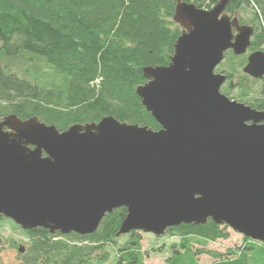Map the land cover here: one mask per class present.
I'll return each mask as SVG.
<instances>
[{
    "label": "water",
    "instance_id": "obj_1",
    "mask_svg": "<svg viewBox=\"0 0 264 264\" xmlns=\"http://www.w3.org/2000/svg\"><path fill=\"white\" fill-rule=\"evenodd\" d=\"M226 3L177 0L181 33L170 61L143 67L135 89L159 129L111 115L64 130L37 116L0 117V217L24 230L85 235L125 207L116 235L159 237L211 219L264 243V111L228 98L226 74L215 72L226 50L246 52L253 26L228 15ZM243 72L264 75L263 50L248 55Z\"/></svg>",
    "mask_w": 264,
    "mask_h": 264
},
{
    "label": "trees",
    "instance_id": "obj_2",
    "mask_svg": "<svg viewBox=\"0 0 264 264\" xmlns=\"http://www.w3.org/2000/svg\"><path fill=\"white\" fill-rule=\"evenodd\" d=\"M185 1L209 9L218 0ZM176 2L0 0V117L37 116L64 130L73 123L96 122L111 115L120 122L159 129L135 89L146 80L143 67L167 65L170 61L181 33V27L172 19ZM224 11L237 15L241 22L254 24L257 32L250 48L263 46L264 0H227ZM23 52L41 58L53 70L49 83H41L40 76L29 80L11 71L9 60ZM224 59L218 68L238 78L239 93L235 96L243 100L244 89L248 82L252 84L241 75L244 56L224 54ZM97 78L100 81L95 85ZM256 90L260 93L259 87ZM125 214V207L113 209L93 233L85 235L51 234L38 228L40 233H33L31 246L18 264H102L105 257L89 260L92 250L114 244L124 235L127 239L116 249L114 264H143L137 231L116 235ZM222 226L208 219L203 224L168 227L164 234L177 241L170 244L167 263L199 264L193 244L226 238ZM55 237H70L86 245L69 246ZM208 253L217 258L210 264H264V243L244 235L242 244L229 248L226 254Z\"/></svg>",
    "mask_w": 264,
    "mask_h": 264
},
{
    "label": "rangeland",
    "instance_id": "obj_3",
    "mask_svg": "<svg viewBox=\"0 0 264 264\" xmlns=\"http://www.w3.org/2000/svg\"><path fill=\"white\" fill-rule=\"evenodd\" d=\"M224 61L225 59L222 61V64ZM3 64L6 63L3 61ZM8 64L11 68V71L22 78L33 80V78L40 76L39 81L43 84L49 83L50 79L54 77L53 70L41 58L24 52L14 57L13 60L12 59L9 60ZM225 64L226 63L224 62V65ZM216 67L217 68H215V72L221 73L222 71L220 70L221 68L219 69L218 68L219 66ZM99 81L100 79L97 78L94 84L97 85ZM248 84H249L248 88L244 89L245 92H247L248 94H251L252 91H256L258 87L259 89H261L262 87L261 81L254 82L252 84L248 82ZM233 93L235 94L236 91H234ZM258 93L259 92H256V95H260ZM230 98L232 100L241 102L240 99H236L234 97H230ZM244 98L249 101L252 99L251 96H244ZM241 103L246 104L245 102H241ZM222 225H224L222 226L223 230L228 234L226 238H219L216 241L207 242L205 245L193 244V250L198 251L197 257L199 264H210L214 260H217V258L209 254L208 251L220 253L224 255L226 254L229 248L232 249L242 244L243 242L242 234L234 231L232 228H230L225 224ZM136 233L140 237V251L143 255L142 258L143 264H168L167 259L171 254L169 248L170 244L175 243L177 241V238L171 237V235H166V234L157 237L152 233L143 232V231H137ZM0 239H1L0 249L2 250L0 259L2 261V264H18V262L20 261L18 257L19 255L17 250L14 249L12 246L16 242H21L24 244L28 243L27 237L20 231L18 227L14 225L13 222L8 220H2L0 222ZM54 239L61 240L64 243L68 244L69 246L86 245L85 241L77 242L76 240L71 239L70 237H55ZM126 239H127V235H124L116 238L114 240L115 241L114 244H108L100 249L92 250L90 254L91 258H89V260H92L93 258L103 259V257H105V261L102 262V264H114L117 255L116 249L122 247L123 242ZM199 250L201 251L199 252Z\"/></svg>",
    "mask_w": 264,
    "mask_h": 264
},
{
    "label": "flooded vegetation",
    "instance_id": "obj_4",
    "mask_svg": "<svg viewBox=\"0 0 264 264\" xmlns=\"http://www.w3.org/2000/svg\"><path fill=\"white\" fill-rule=\"evenodd\" d=\"M228 15H230L229 13H227ZM230 16H232V15H230ZM239 23H241V24H245L244 22H241L240 20H239ZM252 26H253V33H252V35L250 36V44H249V46L247 47V50H246V52L245 53H243V54H240V55H243L244 56V63H243V65H242V67H241V75L245 78V79H249V80H251L252 81V83H254V82H258V81H261V83H262V87L264 86V75L262 76V77H258V78H256V77H253V76H250L249 74H246V73H244L243 72V67L245 66V64H246V62H247V57H248V55L251 53V52H253V51H257V50H263L264 51V46H261V48L260 49H251L250 48V46H251V43H252V41L254 40V35H255V33L257 32V29L255 28V26H254V24H251ZM231 31H232V34H233V36L237 33V29H231ZM234 40V37H232V41ZM224 54H234V55H236L233 51H232V49L230 48V49H228V50H226L225 52H224ZM238 78L235 76V77H229L227 74H226V80L222 83V85H221V87H220V91L222 92V90L224 91V92H222L223 94H225L228 98H230V97H234L235 96V94L236 93H239L238 91H239V87H238ZM262 87H261V89H259L260 90V93H258V94H260V95H256V92H257V90L256 91H252L251 92V94H248L247 92H246V95L245 96H251V100L249 101V100H241V102H245L246 104H248L247 106H250L251 108H254V109H256V110H258V111H264V94H263V92H262ZM234 91H236V93L234 94L233 92ZM234 98H236V99H238L236 96L234 97ZM231 99V98H230ZM247 102H249V103H247ZM245 104V105H246ZM255 104V105H254ZM2 220H8V221H11V222H13L11 219H9V218H5V217H0V222L2 221ZM14 223V222H13ZM14 225L16 226V227H18L19 229H20V231L27 237V239H28V243H21V242H16V243H14L13 244V248L14 249H16L17 250V252H18V257H19V259H22V257H23V255L25 254V252L29 249V247L31 246L30 244H31V242L33 241V239H34V236H33V233H35V232H37V233H40V231L41 230H39L38 228L37 229H34V230H24V229H22L21 227H19L17 224H15L14 223ZM37 235H39V234H37ZM49 236H50V234L49 235H47V238H49ZM0 242H1V239H0ZM20 247H21V249H22V251L20 252ZM1 252H2V250L0 249V256H1ZM45 257V256H44ZM0 262L2 263V261H1V259H0Z\"/></svg>",
    "mask_w": 264,
    "mask_h": 264
},
{
    "label": "crops",
    "instance_id": "obj_5",
    "mask_svg": "<svg viewBox=\"0 0 264 264\" xmlns=\"http://www.w3.org/2000/svg\"><path fill=\"white\" fill-rule=\"evenodd\" d=\"M189 2H192V1H189Z\"/></svg>",
    "mask_w": 264,
    "mask_h": 264
}]
</instances>
